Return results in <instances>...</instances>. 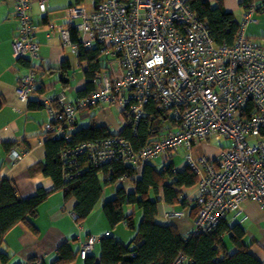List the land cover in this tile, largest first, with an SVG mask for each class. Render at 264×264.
I'll list each match as a JSON object with an SVG mask.
<instances>
[{
  "label": "built area",
  "instance_id": "2783aa9c",
  "mask_svg": "<svg viewBox=\"0 0 264 264\" xmlns=\"http://www.w3.org/2000/svg\"><path fill=\"white\" fill-rule=\"evenodd\" d=\"M15 1L19 29L12 42L14 57L39 61L31 2ZM40 10L46 11V0L40 2ZM252 13L251 5L232 45H217L207 23L195 15L187 0H102L92 11L83 4L67 9L66 24L51 29L47 38L60 34L63 45L76 54L77 45L68 34V25H72L85 48L94 44L103 48L106 65L87 97L70 102L61 91L39 98L48 115L42 134L60 137L64 126L74 122L77 110L95 105L124 109L127 124L136 126L152 100L168 111L178 127L136 153L123 138H110L67 151L63 160L71 153L88 151L93 162L116 159L135 166L178 148L191 150L194 143L210 136L228 139L230 144L216 159L202 156L195 160L185 155L186 164L198 176L200 207L194 231L212 230L229 213L239 216L245 201L256 203L264 213V47L245 35ZM36 83L33 71L19 76L20 101L31 98ZM248 104L252 107L247 111ZM22 156L10 153L15 162ZM183 215L167 213L176 218ZM101 238L88 236L79 255L86 257ZM183 261L179 256L174 264Z\"/></svg>",
  "mask_w": 264,
  "mask_h": 264
},
{
  "label": "trees",
  "instance_id": "16d2710c",
  "mask_svg": "<svg viewBox=\"0 0 264 264\" xmlns=\"http://www.w3.org/2000/svg\"><path fill=\"white\" fill-rule=\"evenodd\" d=\"M92 1L96 8L102 0ZM83 2L84 0H74L71 7ZM187 2L195 15L207 23L210 35L217 45H232L240 27V23L234 19L232 13L227 12L220 2L215 6H211L207 0H187ZM239 2L244 12L251 5L253 13L258 9L254 6V0H239ZM68 34L70 41L77 45L74 57L77 68L82 72L85 80L84 89L76 97L82 99L94 89L93 80L103 69V60H105L103 48L98 44L85 48L72 25H68ZM14 59L15 64L24 70L23 73L33 71L36 74V89L31 98L25 102L31 110H42L39 101L42 91L37 88L41 75L40 67L33 65V62L26 57H14ZM69 68L66 60L57 67L56 70L59 71L62 81ZM65 82L68 83V79ZM66 85L65 83L63 87ZM35 95L37 99L32 100ZM96 106L99 105L87 108L92 109ZM251 107L252 105L248 104L246 110ZM117 109L121 125L115 132L105 124L97 125L92 115L89 117L88 125L84 127L75 128L73 122L64 126V134L58 138H52L51 133L42 134L45 139V162L33 165L29 171L31 175L40 171L53 181L54 191L61 190L64 199L73 198L76 201L74 215L78 224H82L97 204L102 202L107 187H114V194L108 200L103 199L102 210L111 230L121 224L129 230H135V212H141V221L128 244H122L110 235H102L98 243V258L91 252L85 257L84 264H174L179 256L185 258L183 264H263L251 254L244 243L243 227L238 223L229 224L225 217L212 230L206 233L193 231L189 235L179 233L172 222L162 224L157 221L160 202L170 207L168 213L177 211L173 210L174 208L185 209L194 204L191 213L195 216L200 207L198 200L194 202L184 197L185 190L196 188L198 184V176L186 162L183 168L177 169L171 161L172 157L167 154L164 155L167 161L161 170H156L151 165V161L144 164L138 162L135 166L116 159L93 162L88 151L80 154L71 153L63 160V154L67 151H72L86 143L101 142L110 138H123L136 153L141 148L158 141L167 130L178 127V122L169 116L168 111L159 108L152 100L147 103L145 115L136 126L127 124L124 109L120 107ZM262 134L264 135V131ZM212 138L215 137L210 136L205 141ZM14 146L8 144L7 148L9 150ZM176 150L178 149L174 151ZM48 195L49 192L40 188L35 195L20 199L13 182L0 177V264L9 262V256L3 247L4 235L19 223L35 231L33 219L37 217L39 206L46 201ZM225 236L229 239L231 251H228L223 243ZM78 255L79 253H75L68 243H63L57 247L56 258L52 264H74ZM35 262L29 260L23 264H35Z\"/></svg>",
  "mask_w": 264,
  "mask_h": 264
},
{
  "label": "crops",
  "instance_id": "0c3cea01",
  "mask_svg": "<svg viewBox=\"0 0 264 264\" xmlns=\"http://www.w3.org/2000/svg\"><path fill=\"white\" fill-rule=\"evenodd\" d=\"M41 1L30 0V12L35 26L34 40L39 44L41 55L39 61L32 63L41 69L37 88L42 91L41 96L47 97H52L63 91L67 95V101L72 102L85 87L83 74L77 68V62L70 49L63 45L60 34L55 33L51 39H48L47 35L51 29L66 24L67 21L64 17L67 9L74 4V0H46L45 12L40 10ZM207 1L211 6L220 2L223 8L232 13L234 19L241 23L244 8L241 7L239 0ZM81 4L86 7L87 11L94 10L92 0H89V3L84 0ZM261 4H264V0H254V6H257L258 9L252 14V21L245 26L244 32L248 38L256 40L264 47V9H262L264 5ZM15 8V0H0V177L13 182L20 199L35 195L40 188L49 192V195L46 201L39 206L37 217L33 219L35 231L25 224L19 223L4 235L3 247L9 256L7 264H23L29 260H35L39 264H52L56 258L57 247L68 243L75 253H79L80 245L88 236L110 235L122 244H128L135 231L128 230L123 224L111 230L104 214L102 216L98 212L102 202L97 204L94 211L82 224H78L74 215L76 201L73 198L64 199L61 190L54 191L53 181L40 171L32 175L29 172L33 165L45 162V139L42 136L41 127L48 121V115L43 109H29L27 102L20 101L17 97L18 77L24 70L15 64L13 57L12 42L19 29ZM65 60L69 63L70 68L63 77V82L56 69ZM67 79L68 83L65 82ZM65 83L67 85L63 87ZM35 99H37L36 95L32 100ZM117 108V106L99 105L88 111L96 110L94 117L97 125L105 124L109 126V129L114 128L116 131L121 125ZM84 109L77 110L75 114L73 122L75 128L84 127L89 123H81L80 118L78 119L76 116L79 111L83 112L82 118L89 116V113L83 111ZM214 140L220 141L219 148L216 150L207 148L206 143L209 141H205L194 143L191 150L188 151L178 148L183 153L179 155L176 150L174 151L177 154L175 157L172 153H169L168 156L172 157L171 161L177 169L184 167L185 163L181 165L182 156L188 154L195 160L202 156L216 159L220 151L230 144V141L221 138H214ZM8 144L15 146L8 150ZM184 150L187 151L185 155ZM11 151L22 153L21 160L13 161L10 157ZM159 158L164 165L167 157L161 155ZM151 165L153 166L152 163ZM112 194H114V187H107L102 198L104 201L108 200V196L110 199ZM184 197L196 202L195 200H198L197 187L185 190ZM193 205L191 204L185 209L172 208L184 214L182 217L176 218L167 216L170 207L160 202L157 221L162 224L172 222L176 225L179 233L189 235L194 231L195 216L191 213ZM135 214L137 215L138 212L136 211ZM225 218L229 224L238 223L243 227L245 231L244 243L251 254L264 264V213L259 206L254 202L245 201L242 203V213L239 216L235 217L229 213ZM223 243L228 251L232 250L227 236L223 238ZM92 252L98 258L99 244L94 246ZM84 260L85 258L78 255L74 264H84Z\"/></svg>",
  "mask_w": 264,
  "mask_h": 264
},
{
  "label": "rangeland",
  "instance_id": "374dc122",
  "mask_svg": "<svg viewBox=\"0 0 264 264\" xmlns=\"http://www.w3.org/2000/svg\"><path fill=\"white\" fill-rule=\"evenodd\" d=\"M87 1V3H89V0H86ZM103 65H106V61L105 60H103ZM89 109L88 108H86V109H84L83 111L86 113H89V116H86L85 118H82L81 117V114L83 113V112H78L77 113V118L79 119L80 118V122L81 123H86V122H89V117L90 116H92V115H95L96 114V110H93V111H88ZM80 123V124H81ZM82 125V124H81ZM112 132H115V130H114V128H111L110 129ZM224 139V138H223ZM218 143H220V141L218 140H214V138H212V139H210L209 140V142L208 143H206L207 145V148H211V149H213V150H216V149H218L219 148V145H218ZM183 149V148H182ZM184 155L187 153V151H185L184 150ZM174 153V154H173ZM177 153L180 155L181 153H183V151L182 150H178L177 151ZM172 155H174V157L177 155L175 152H172ZM152 164H153V166L156 168V169H161L162 168V165H163V162L162 161H160V158L158 157V158H156V159H154V160H152V162H151ZM183 163H185V161H184V156H182V161H181V165H183ZM108 189H110V188H108ZM105 192H107V191H105ZM113 195V194H112ZM111 195V196H112ZM107 199H109V196H108V198ZM102 202H103V200H102ZM97 212V211H96ZM98 212H100L101 214H102V216H103V210H102V203L99 205V209H98ZM138 212V214L136 215V218L134 219V226H135V230L137 229V227H138V225H139V223H140V221H141V212L140 211H137ZM129 230V229H128ZM135 230H130V231H135Z\"/></svg>",
  "mask_w": 264,
  "mask_h": 264
},
{
  "label": "clouds",
  "instance_id": "9594fccd",
  "mask_svg": "<svg viewBox=\"0 0 264 264\" xmlns=\"http://www.w3.org/2000/svg\"><path fill=\"white\" fill-rule=\"evenodd\" d=\"M85 258V257H84Z\"/></svg>",
  "mask_w": 264,
  "mask_h": 264
}]
</instances>
